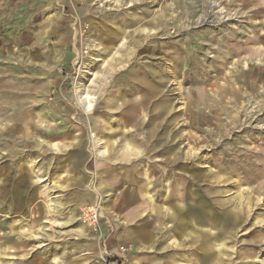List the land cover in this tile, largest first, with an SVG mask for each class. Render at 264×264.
Here are the masks:
<instances>
[{
  "label": "rangeland",
  "instance_id": "obj_1",
  "mask_svg": "<svg viewBox=\"0 0 264 264\" xmlns=\"http://www.w3.org/2000/svg\"><path fill=\"white\" fill-rule=\"evenodd\" d=\"M0 264H264V0H0Z\"/></svg>",
  "mask_w": 264,
  "mask_h": 264
},
{
  "label": "bare ground",
  "instance_id": "obj_2",
  "mask_svg": "<svg viewBox=\"0 0 264 264\" xmlns=\"http://www.w3.org/2000/svg\"><path fill=\"white\" fill-rule=\"evenodd\" d=\"M96 48H97V46H96ZM87 74L88 75L85 76L83 78V80L79 83L78 90H77L76 94L78 96L77 98H78L79 102L83 105V107L86 109V111L91 112L92 110H94L93 109L94 108V104H93L94 98L91 97V95H89L88 86H89L90 82L94 81V78L93 79H91V78L95 77L96 73L94 72V69L89 68V70L87 71ZM102 120L105 122L104 119H102ZM105 131H107V130H105ZM93 138H95V135H93ZM100 139L99 138L94 139V141H91V144L94 145V149L99 152V155H105L107 152L106 148H108V145H110V142H108V141L103 142ZM193 214L196 217H199L200 223H205L207 221L205 218L204 219L202 218V216H201L202 213L200 210L195 211ZM94 215H96V217H95L96 219H98V217H101L100 208H99L98 212L94 213Z\"/></svg>",
  "mask_w": 264,
  "mask_h": 264
},
{
  "label": "built area",
  "instance_id": "obj_3",
  "mask_svg": "<svg viewBox=\"0 0 264 264\" xmlns=\"http://www.w3.org/2000/svg\"><path fill=\"white\" fill-rule=\"evenodd\" d=\"M89 211H91V210H89ZM92 213V212H91ZM91 213H89V212H87V213H83V217H84V220H86V218H88V220L89 219H91L92 218V220L94 221L96 218L94 217L95 215L93 214V216H90V214ZM96 213V212H95ZM90 216V217H89ZM95 218V219H94Z\"/></svg>",
  "mask_w": 264,
  "mask_h": 264
},
{
  "label": "crops",
  "instance_id": "obj_4",
  "mask_svg": "<svg viewBox=\"0 0 264 264\" xmlns=\"http://www.w3.org/2000/svg\"><path fill=\"white\" fill-rule=\"evenodd\" d=\"M108 147H109V145H108Z\"/></svg>",
  "mask_w": 264,
  "mask_h": 264
}]
</instances>
